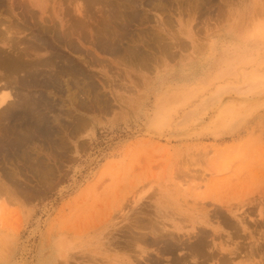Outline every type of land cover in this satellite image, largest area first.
I'll list each match as a JSON object with an SVG mask.
<instances>
[{
	"label": "rangeland",
	"instance_id": "rangeland-1",
	"mask_svg": "<svg viewBox=\"0 0 264 264\" xmlns=\"http://www.w3.org/2000/svg\"><path fill=\"white\" fill-rule=\"evenodd\" d=\"M92 1H26L41 25L61 21L82 52L57 50L86 78L49 94L56 143L0 158V264H264V0L142 1L119 55L88 41L107 6ZM2 2L1 19L25 23L19 0ZM132 44L149 58L136 62ZM137 221L183 245L108 247Z\"/></svg>",
	"mask_w": 264,
	"mask_h": 264
},
{
	"label": "bare ground",
	"instance_id": "bare-ground-1",
	"mask_svg": "<svg viewBox=\"0 0 264 264\" xmlns=\"http://www.w3.org/2000/svg\"><path fill=\"white\" fill-rule=\"evenodd\" d=\"M26 1H25V3H26ZM101 1L105 2L107 4V6L105 7V9L103 8L104 10L101 11L100 17H101L102 21L100 23V26L96 28V31H94L95 33L91 36V39H88V41L93 43L99 50H101L103 52H107V53L112 54V55H117V54L119 55L121 53V50H122L121 47L123 46V45H121V43L123 42V40H122L123 38L120 39L118 37H120L121 34L122 35L131 34L130 33L131 32L130 27L132 25H134V23L142 20V18L144 17V15L140 9V8H142V6H143L142 4L144 1L147 2L146 3L147 5L158 7L159 10H160V8L164 9V7H163L164 5L162 6V1H164V0H160L161 4H157V5L154 4L156 2V0H97V3H96V0H94L92 2L98 4V2H101ZM140 1L141 2L143 1V2L141 3ZM157 1H159V0H157ZM191 1H193V0H191ZM200 1L201 0H195V2H197V3H199ZM208 2H210V0H202V5H203V3H205V6H207L206 3L208 4ZM2 3H3L2 0H0V28L4 29L3 26L5 27L4 30L0 29V92H2V94H3L4 91H7V92L10 91L11 95L9 96V98L7 96L8 99H5L4 97H0V124H2V125H0V126H2V127H0V158L1 157L6 158L7 155L9 157L10 153H12L13 156L15 154V155H18L19 157H21L22 155L24 156L25 153H27V152L29 153L28 150L26 152V149L29 146V144L37 143L41 138L43 140L46 139V141H48L49 143H56L55 138H54L56 131H55L53 124L51 123V120H50V119H52L51 118L52 116H49V115L51 112L55 111V106H57V105L53 104L54 101H50L51 97L49 98V94H54V93H59V92L63 93L64 91H67V90H68V92H70L71 91V87H70L71 86V80H74V79L79 78V77H83V79H85L86 76L84 75V72L81 70V67H79L77 62H75V60H71V59L66 58L62 53H59V51L57 50V48L59 47V45H57V44H61L62 46L64 45L65 47L69 48L72 52H75V53L82 52L81 51L82 49H80V47L77 45V43H75L71 34L68 31L65 32L64 30H62L60 28V27H62V26H59L61 21H59V20L57 21L56 18H48V19L44 18L42 20V22H44L45 24L47 23V25H44L43 23H42L43 25H41L39 20H37V18H36L37 16H35V14H34L35 12H32V10H29V7H30L29 4L26 3L28 5V7H27V5H24L25 3L22 4L19 0L18 6L21 3L20 4L21 8H23L24 12L26 13L23 16V19L25 18V20L28 21V18H30L33 21L32 26H29V27L27 26L28 29H26V26L24 25V24H26V21H24L25 23L22 24V23L14 22L15 20L10 21V19H9V21H10L9 22L8 18H7V20H5V18L1 19V14L7 11V9H5V7L3 8ZM14 3H15V1H14ZM14 3L12 2V4H14ZM164 3H166V2H164ZM37 4H39V3H37ZM32 5H33V3H32ZM98 5H100V4H98ZM102 5H101V7H102ZM195 5H197V4H195ZM12 6H10V8ZM96 8H98V6ZM99 8H100V6H99ZM30 9H31V7H30ZM12 10H13V8H12ZM100 10L101 9H99V11ZM99 11H97V12H99ZM183 11H184V9H183ZM10 13H12V12H10ZM93 15H94V13H93ZM145 17H147V16L145 15ZM144 19L147 20L146 18H144ZM148 20L150 22H152L150 19H148ZM77 21H79V20H77ZM143 22H145V21H143ZM168 22H170V21H167V23ZM26 25H28V24H26ZM168 25H170V24H168ZM72 27H73V25H72ZM69 28H67V29H69ZM73 29H74V27H73ZM27 30L30 31L31 37L27 38V36H26V37L21 38L20 35L25 33ZM47 36H51L52 40H48ZM146 36H148V35H146ZM157 37L159 38V42H162L163 36L161 37V35L160 36L157 35ZM141 38H145V36L141 37ZM133 39H134V37H133ZM160 39H161V41H160ZM151 40H153V39H151ZM135 41H137V39ZM148 42H149V44H150V42H153L155 44L154 41H147V43ZM137 43L138 42H136V44ZM136 44H132L133 48L131 51L132 52L131 56H133V59H135L134 57H136V62H138L137 60L141 61V59L145 60V58L146 59L149 58V57H146L145 52H143V50L141 51L139 46H136ZM149 44H147V45H149ZM167 46H168V44H167ZM29 49L31 52L36 51V50L38 51V50L42 49V50H45L46 53H48L49 55L46 57H43L44 59H38L37 61H35L36 58L33 56H30L31 52L29 51ZM122 52H123V50H122ZM65 78H66V80L64 81ZM63 86H64V88H65V86L67 88L64 89ZM72 86H73V84H72ZM12 90H14V91L12 92ZM58 90H60V91H58ZM66 95H68V94H66ZM31 147H33V145H31ZM54 150H55V148H54ZM30 153H29V155H30ZM13 156H12V159H13ZM29 157L31 158V156H29ZM5 160H7V159H5ZM12 162H13V160H12ZM45 166H46V164L43 166V168ZM46 167H48V166H46ZM38 169H40V168H38ZM4 170H5V168H4ZM43 171H45V170H43ZM14 172L16 174V171H14ZM3 174H4V172H3ZM8 176H10L11 179H14V180H16L15 178H17V177L14 178L10 173ZM42 176H43V174H42ZM3 186L1 187V189L3 188ZM7 186L8 185L6 184V189L7 188L9 189V187H7ZM3 190H4V188H3ZM214 211H215V209L212 211L215 214L217 211L216 212H214ZM222 211H224V210H222ZM213 213H211V214L214 215ZM136 216L138 217V214ZM139 216H141V215H139ZM215 216H216V214H215ZM137 220H139V222H141L140 217H138ZM139 222L137 221L135 223H132L129 226L127 232L126 233L124 232L125 233V235H124L125 237L123 238L124 240H121L120 238H118L117 235L116 236L113 235L110 238H108V242H107L108 247H110V245H113L114 247L113 246L112 247L114 249L119 248L120 250L124 249L125 251H127V250H133L136 243H138V242L142 243L143 242L147 245L158 246L160 254L162 252V255H163V253L168 255L169 253L174 254L175 250L179 249V247L181 245H183V242H181L180 240H177L175 238H174V240L167 239L166 236H164L162 234V232L164 231V227L161 228L162 226L160 224L158 225V227L160 226L159 228H161L163 230H160L159 228H157V230L159 231L158 232L156 230V228H154L153 226H150L151 225L150 223H149L150 227L148 229L147 227L143 228L144 226H142V223H141V226H142L141 227ZM226 222H227L226 225H228V223L230 224V222H228V221H226ZM156 223L158 224V222H156ZM120 231H123V230H120ZM204 231H206V230H204ZM213 232L215 235L216 229L213 228ZM148 234H150L151 236L153 235L154 236L153 239L149 240L147 238ZM200 234L201 233H199V236H200ZM150 235L148 237H150ZM197 239H198L197 244L195 243V245H192L190 251H191V253H197V255H198V254H200V252L203 251L207 241L204 239V236L202 234L200 237H197ZM160 245L161 246L163 245L161 249L159 247ZM201 254H203V253H201ZM201 254H200V256H201ZM152 260H153V258H152ZM178 262L179 261H176L175 264H177ZM154 264H161V263L155 260Z\"/></svg>",
	"mask_w": 264,
	"mask_h": 264
}]
</instances>
